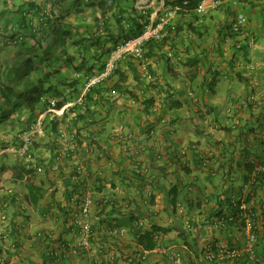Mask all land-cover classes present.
<instances>
[{
    "label": "crops",
    "instance_id": "0c3cea01",
    "mask_svg": "<svg viewBox=\"0 0 264 264\" xmlns=\"http://www.w3.org/2000/svg\"><path fill=\"white\" fill-rule=\"evenodd\" d=\"M31 1L41 2L0 0V37ZM131 1L144 22L177 0ZM238 14L247 22L232 32ZM173 21L178 30L121 60L99 93L81 101L82 81L78 99L64 95L61 113L43 114L23 140L30 154L6 165L0 190L9 203L0 264H210L207 253L241 250L249 233L264 264V0H220ZM1 48L0 65L15 64ZM21 169L30 174L19 180ZM27 184L43 192L36 206ZM153 226L168 232L144 251L136 240Z\"/></svg>",
    "mask_w": 264,
    "mask_h": 264
},
{
    "label": "trees",
    "instance_id": "16d2710c",
    "mask_svg": "<svg viewBox=\"0 0 264 264\" xmlns=\"http://www.w3.org/2000/svg\"><path fill=\"white\" fill-rule=\"evenodd\" d=\"M202 1L177 0L176 7L180 13H190L194 12ZM123 2L41 0L22 4L15 11V27L0 37L3 44L1 49H11L15 58V64L10 67L0 65V125L7 122L12 114L17 116L15 124L20 130L15 134V139L18 138V141L13 142L15 147L22 149V135L38 125L36 119L40 114H45L51 99L56 100V109L62 107L66 101L64 95L69 96L68 100L71 101L78 99L77 96L72 98V94L77 91L75 86L82 81L83 86L87 85L103 71L105 64L119 47L140 34L148 21L142 22L144 18L134 15L136 11L131 0H128V5L125 6L122 5ZM151 43L150 41L145 44V48ZM129 57L131 56L117 59L111 74L104 81L90 85L86 89L88 93L81 101L90 96V92L99 93L102 84L118 73V63ZM32 73L33 80H29ZM151 102L150 99L145 100L142 105L146 108ZM21 118L25 120L24 125H20ZM10 125L13 126V123ZM55 125L50 121V131ZM13 127L15 128V125ZM7 148L6 144L0 143V151ZM28 149L27 147L26 151ZM21 170L16 173L19 180L30 174L29 171ZM26 190L25 201L31 206H36L42 198V190L30 184L26 185ZM2 198L0 209L9 207V203ZM171 203H174V199ZM235 212L241 213L238 210ZM167 232L166 228L153 226L150 232L137 238V244L144 251H151L156 246L155 235ZM1 241L3 233L0 230V244H4ZM1 252L0 249V254Z\"/></svg>",
    "mask_w": 264,
    "mask_h": 264
},
{
    "label": "built area",
    "instance_id": "2783aa9c",
    "mask_svg": "<svg viewBox=\"0 0 264 264\" xmlns=\"http://www.w3.org/2000/svg\"><path fill=\"white\" fill-rule=\"evenodd\" d=\"M235 3V2H234ZM220 6V0H203L199 7L194 11L198 16H205L212 10H217ZM179 8L175 7L172 10L166 11L156 21H150L145 24L138 36L133 39L126 41L121 47L118 48L117 52L110 58L105 64L103 71L92 78L86 85V89L93 84H98L104 81L113 71L115 67V61L123 56H131L133 58H141L145 49V44L148 42H156L164 38V27L166 24L174 18ZM246 17L243 14H238L230 26L232 32H240L246 25ZM51 111H55L54 103H51ZM60 110V109H59ZM22 152L25 153L26 145L22 147ZM264 172V168L260 169ZM90 206V200L84 199L82 203V213L86 214ZM8 210L9 208L4 206L0 209L2 213L0 220L5 224L8 221ZM83 229L87 231V226ZM257 241L256 236L252 233L246 235L244 242L242 243V249L238 250L236 247H221L218 248L217 257L207 253L206 260L210 264H220L221 260L225 259L234 262V264H257L258 258L256 256ZM211 251V250H209Z\"/></svg>",
    "mask_w": 264,
    "mask_h": 264
},
{
    "label": "rangeland",
    "instance_id": "374dc122",
    "mask_svg": "<svg viewBox=\"0 0 264 264\" xmlns=\"http://www.w3.org/2000/svg\"><path fill=\"white\" fill-rule=\"evenodd\" d=\"M164 30H178L177 27L175 28L173 19L166 24V26L164 27ZM156 42H158V41H156ZM23 74H24V71L21 73V76ZM33 76L34 75L32 73L29 77V80L32 79L31 77H33ZM51 103H54V106H56V100H54V99L50 100V102L48 104L47 111L45 112L46 115L51 114V111H50L52 109ZM61 109L55 110L54 112L61 113ZM22 112H24V110H22ZM42 115L43 114H40L37 117V119L39 118L40 120H39V122L36 121L37 122L36 124L42 123V118H41ZM12 116H13V122H14L13 126L15 125V128L12 125H10L12 127V129H8L6 127L7 126L6 122H4L2 125H0V143L3 142L4 144H6L8 146V148L6 150L0 151V161H1V163H0V165H1V167H0V190H3V192H5L7 190V186L10 184V178L8 177V174H5L6 170H7L6 165L14 163L15 161L18 162L17 164L19 165V161L24 160L23 158L27 157V155H29L28 150L25 151V153H26L25 154L22 152L21 149L15 148V145H13L14 141H18V138L15 139V134H17V132H18V130H16V124L15 123H17L18 118L15 114H12ZM21 117H23V116H21ZM36 128L37 127H33L31 129V131L23 134L21 137L22 140L29 139V138L33 137L36 134V132H35Z\"/></svg>",
    "mask_w": 264,
    "mask_h": 264
},
{
    "label": "clouds",
    "instance_id": "9594fccd",
    "mask_svg": "<svg viewBox=\"0 0 264 264\" xmlns=\"http://www.w3.org/2000/svg\"><path fill=\"white\" fill-rule=\"evenodd\" d=\"M172 9H173V8H172ZM172 9H170V10H172ZM168 11H169V10H168ZM178 12H179V11H178ZM176 13H177V12H176ZM161 16H162V15H161ZM161 16H159V17H161ZM159 17H157V19H158ZM157 19H156V20H157ZM156 20H154V21H156ZM150 21H151V20H149L148 22H150ZM152 21H153V20H152ZM59 109H61V107H60ZM59 109H56V108H55V110H59ZM25 145H26V144H24V146H25ZM26 148H27V145H26Z\"/></svg>",
    "mask_w": 264,
    "mask_h": 264
}]
</instances>
